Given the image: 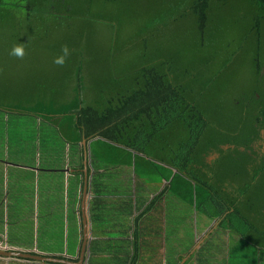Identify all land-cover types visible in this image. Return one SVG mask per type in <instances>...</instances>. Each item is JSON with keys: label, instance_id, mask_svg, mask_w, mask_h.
I'll list each match as a JSON object with an SVG mask.
<instances>
[{"label": "trees", "instance_id": "1", "mask_svg": "<svg viewBox=\"0 0 264 264\" xmlns=\"http://www.w3.org/2000/svg\"><path fill=\"white\" fill-rule=\"evenodd\" d=\"M25 8L29 21L64 31L54 41L70 56L52 70L62 102L52 86L36 97L30 84L22 94L33 100L14 110L55 125L46 135L35 128L31 143L54 142L62 152L70 145L80 172L89 148L90 214L112 193L104 177L135 173L162 190L159 199L169 192L218 229L264 245V152L256 149L264 135V0H0V26ZM105 24L103 53L87 32ZM246 65L251 86L216 100Z\"/></svg>", "mask_w": 264, "mask_h": 264}, {"label": "rangeland", "instance_id": "2", "mask_svg": "<svg viewBox=\"0 0 264 264\" xmlns=\"http://www.w3.org/2000/svg\"><path fill=\"white\" fill-rule=\"evenodd\" d=\"M27 11L26 8L18 11L21 14H19L14 21H5L4 24L0 26V105L4 106V108L0 107V127L3 125L6 129V118L8 113L6 111L13 112L14 108L21 104L20 100L25 102L26 100H33L25 98L26 96L23 97L22 92L25 90V94L27 93L26 90L28 89V85L37 86L32 89L36 97L42 93L43 89L41 86L43 84L44 88H46L45 90L52 86L54 90L58 91L55 97H57L60 102L63 101L62 98L65 92L64 89H62V81L59 78L53 80L54 72H52L53 68L58 71L61 69L58 65L53 63L54 58L61 54L59 48L63 49L61 46L62 44H60L61 39L57 41H54V39L55 37L61 36L64 31L57 28L54 24L48 25L47 20L29 21L26 14ZM29 23L32 25H29ZM44 28L47 31L48 37L46 36L45 30H43L42 33L40 32ZM39 29L41 30L39 31ZM88 33H90V35L96 33L95 36L99 41L101 51L104 53V49L110 41V25H98L96 29L92 31L89 30L87 34ZM175 39L178 40L177 37H175ZM17 44H23L25 47V55L23 58H17L10 54L12 48ZM86 57L88 62L84 69H90L91 71L94 67L92 56L90 53H87ZM73 69L76 70V66H74ZM251 79L252 75L248 65L244 67L238 66L233 76H231L229 81L223 86L224 90L216 100L227 102L230 98H233L234 93L240 91L242 88L250 87ZM65 100L69 101V97L66 96ZM20 112L23 114L22 122H18L17 118L14 120L12 113L8 114L11 124L10 128H12V124L17 127H23L25 134L23 136V143L25 144V148L29 149L25 140L28 136H31L32 132L34 133V129L36 128L39 132L46 135L51 127L47 126L49 123L45 121L40 125L41 121L36 120L34 116L25 112V110H21ZM4 131L3 129V132ZM12 139H14L13 136ZM36 139L38 144L39 138ZM37 144L31 143L29 156L32 166L40 167L41 170H38L39 174L32 169L28 176L26 172L24 176H22L19 174L21 170L11 169L10 177H0V189L6 188L7 190L6 184L8 183V178L11 181L10 184H12V181L16 182L18 185L24 184L21 193L17 197L19 204L17 212L19 214L20 211V215H18L20 221L15 224L9 223L5 225V242L20 244L21 246L35 248L39 251L73 254L76 251V246L80 242V240L78 241L77 239L75 216L72 211L75 186L72 175L68 176V173L64 171V167L62 166L65 161L68 160L69 163L67 162L65 166L68 165L71 167L76 158L72 159V154L68 150V146L64 151V161H62L61 157L63 152L59 144H55L54 142H49L46 143L47 145L43 144L41 146ZM73 151L74 156L76 151L74 149ZM66 153H70V158L66 157ZM35 154L36 164L33 163ZM19 155L20 158H22V153H19ZM89 165H91V162H89ZM49 167L52 168L54 173L41 172L42 169ZM44 174H50L51 177L49 178V182L44 178ZM14 176L17 178L13 179ZM3 179H6L7 183ZM142 181L143 179H140V181L136 179L135 185L129 183L126 186L127 192L134 186H136L138 190L149 188V186L144 185L146 181L144 183H142ZM46 185L50 189L48 192H45ZM10 187H12V185H10ZM24 188L25 193L23 194ZM106 188V190H113L111 186ZM104 192L105 191H103V193ZM160 192L161 191L155 186H152L151 192L136 191V195L134 194L135 198L134 195L130 198H124L125 205H123L121 210L117 208L119 204L111 205L110 207L118 210L119 216L111 215L108 206L104 209L99 208L94 211H92L93 209L91 210V220L97 227L98 225L101 227L99 231L100 234L98 235L100 237L111 235L115 240L111 242L108 246L109 248L104 240L95 242V244L99 246L96 249L91 250L86 248L87 253L93 252L94 250L96 252V255H91L90 264H129L133 260L135 245L131 238L133 236L134 220L130 212H135L136 208L142 211L148 203H155L153 205L154 210L151 214L145 216L141 224L143 226H149L151 229L163 226V230L157 233L154 232L153 234L152 230L149 229L146 234L143 233L144 241L145 238L150 242H152L153 239L155 241L151 248H147L146 245L144 246L142 264H160L159 262L167 260L169 255L176 257L177 254L180 253L177 249L175 250L174 247L177 246V244L181 246L183 241L188 242L189 238L192 239L193 236L197 235L193 230L195 225H197V216L191 215V211L188 208L189 205L182 200L176 199L175 205L170 197L169 201H166L164 204H160L158 200L155 202L157 199H155V196H158ZM140 194L142 196L146 195L150 200L146 202L145 197L142 196L137 199L136 196ZM10 202L11 208L14 209L13 202L11 200ZM132 202L133 205H135L134 210H130ZM48 206L50 207L51 214L47 215L49 210L46 208ZM103 213H105V215ZM173 224H175V226L172 227ZM172 228L175 229L172 230ZM199 239L200 238L196 239L195 243H199ZM226 240V230L223 229H219L218 234L214 235L212 240H209V244L216 250L218 260L222 261L221 264H250L246 256L248 253L250 254L252 248L245 243V241H240L238 244L235 243L236 247L234 243L229 246ZM165 242L167 248L162 252L161 247L158 246L157 243L164 246ZM82 244L83 240L81 242V247ZM229 248L233 249L231 261L227 260L228 254L230 253ZM241 248H244V250H240ZM2 249L6 251V249ZM246 249L248 250L247 253L245 252ZM153 250L162 252L161 255L158 256L159 259L156 261H153ZM253 252L256 256L254 264H264V253L262 258L259 259L257 256L258 253L254 248ZM79 254L82 255V248H80ZM108 254L112 257L107 258V260L104 259ZM125 260H128L127 263H125ZM7 264H37V262L11 260Z\"/></svg>", "mask_w": 264, "mask_h": 264}, {"label": "crops", "instance_id": "3", "mask_svg": "<svg viewBox=\"0 0 264 264\" xmlns=\"http://www.w3.org/2000/svg\"><path fill=\"white\" fill-rule=\"evenodd\" d=\"M6 112H8L7 118H6L7 129L3 127V125L1 126L2 128L0 127V177L1 176L10 177L11 169L21 170L19 174H21L22 176H24L25 172L28 176L29 172H31L32 169H34L35 172L39 174L38 170H41L40 167L32 166V164L30 163V156H29V149H31L30 147L31 140L29 138L30 136H28V138L25 140V142L27 143L29 147L28 149V148H25V144L23 143L24 142L23 136L25 135L23 127L21 126L17 127L16 125L12 124V128H10L11 124H10V118L8 114L12 113L14 120L15 118H17L18 122H22V116H23L22 112H20L19 110H14L13 112H9V111H6ZM38 120L41 121V119H38ZM49 126L53 128H57L55 125L49 124ZM3 129L5 130L4 132H3ZM2 132L4 133V136ZM12 136L14 139H12ZM90 141L91 140L88 141L89 143L88 146L90 145ZM40 142L41 140L38 141V144L37 142L35 144H37L38 146H41L42 144H40ZM60 148L62 150L61 145H60ZM69 148H70V145H68V150ZM19 153H22V158H20ZM64 153L65 152H63L62 157H61L62 161H64L63 160ZM80 153L81 151L79 152L78 155H80ZM66 155H67L66 157H69L70 153H66ZM34 159L35 160L33 161V163L36 164L37 162L36 154H35ZM67 162L69 163V161L66 160L62 167H64V171L68 173V176L72 175L74 179L75 197H74V203L72 206V211L75 216L77 239L78 241L80 240L79 244L76 246L75 253L64 254L60 252L56 253V252L39 251L38 249L24 247V246H21L20 244H12V243H8L7 241L5 242V225L9 223L15 224L20 221V219H18V215H20V211H19V214L17 212L19 208L17 197L21 193V189L24 186V184L18 185L16 184V182H13V181H12V184H10L11 181L8 178L7 179L8 183L6 179H3L7 183L6 184L7 190L6 188L0 189V194H1L0 196V249L3 250L2 248H4L6 249V251L12 250V251H17V252L32 253L38 256L40 255L41 257L30 258V257L18 256V255L10 257V256L2 255L0 253V264H7L11 260L32 261V262H37V264H90L91 255L93 252H90V253L84 252L82 255L79 254L80 248H83L84 246V242H85V247L87 249H95V246H97L95 242H100L104 240V242L107 243V247H108L111 244V242L115 240V238L112 237L111 235L100 237L98 234H100L99 231L101 227L99 225L97 227L90 218V209L88 205H90L89 204L90 199L94 197V194L91 192L92 187L90 185L91 177L92 175H94V171L90 172L89 170L91 165H89L88 167L89 186H88V190L85 191V178H86L85 177L86 176L85 159L83 160L84 162L83 172L79 171L78 169L79 166H77V164H72L71 167L68 165L65 166ZM89 162H91V158L89 159ZM41 172H46V173L53 172L54 173L51 167L44 168L42 169ZM50 177H51L50 174H44V178L48 182H49ZM16 178H17L16 176L13 177V179H16ZM103 180H106L104 182L106 187L111 186V188H113V190H111L112 193L109 192V193L104 194V196L106 197L105 205L109 207L111 215L119 216V212L117 215L112 214V207H110L111 205L119 204L120 205L119 209L121 210L123 205H125L124 198L126 197L130 198L134 194L136 195L135 193L136 191H142V190H138V188L134 186L130 189L129 192H127L126 186L129 183L132 185H135L136 183L135 173L134 174L130 173V175L122 174L121 176L115 175L113 180L111 178L104 177ZM10 185H12V187H10ZM166 186L168 185L165 184L164 187L162 186V189H164ZM155 187L157 188V186ZM48 190L50 191V189L46 185L45 192H48ZM159 190L162 191L161 189ZM146 191L151 192V188H147ZM24 193H25V188L23 190V194ZM113 193H117V194H113ZM160 194L161 192L159 193L158 196H155V199L157 198L160 204H164L166 201H169V197H170L173 201V204L175 205L176 198L173 197L169 192L165 193L159 199ZM135 195H134V198H135ZM140 196L142 195L141 194L139 196L137 195L136 198L138 199ZM142 197H145L146 202L150 200V198L147 197L146 195H143ZM19 199H20V196H19ZM10 200L13 202L12 204H13L14 209L11 208ZM84 202L87 203V215H88L87 222L88 224L87 223L85 224V221H84V210H83ZM69 205H70V202H69ZM152 205L154 204L148 203L146 204V206L144 207L142 211L136 208L135 212L134 211L130 212V215L133 216V220H134V224H133L134 230H133V236L131 239L134 241V245H135L134 252L136 254L134 255L133 260L129 264H142L144 246L146 245L147 248H151V246H153V243L155 240L153 239V241L150 242L147 238H145V241H144L143 233L146 234L149 229L152 230L153 234L154 232L157 233L163 230V226L159 228L155 227L154 229L153 228L151 229L149 226H143L141 224V221L145 218V216L153 212L154 207ZM150 207H153V208H150ZM134 208H135V205L131 206L130 210H134ZM188 208L191 211L192 216H197V225H195L193 229L194 232L197 233V235L193 236L192 239L189 238L188 242L183 241V244L181 246L177 244V246L174 247L175 250L177 249L180 252L179 254H177V251H176V254H177L176 257L169 255L167 260H165L164 262H159V263L160 264H163V263L164 264H221L222 261L218 260V257H217L218 255L216 254L215 248H213L209 244V240H212L214 235H217L219 232V229L216 224L217 223L216 220H212L208 218L207 216H205L204 214L195 213L190 208V206H188ZM46 209L49 210L47 212V215L51 214L50 207L48 206ZM103 214L105 215V213ZM173 226H175V224H173L172 227ZM173 229L175 228H172V230ZM198 238H200L199 243H195V240ZM226 239H227L226 242L229 244V246H231V244L233 243L238 244L240 241L241 242L245 241V243H247L252 248V251H250V254L248 253L246 256L249 259L250 264L255 263L256 256H255V253L253 252V248L258 253L257 255L258 258L259 259L262 258V255L264 253V245L262 244L256 245V243L252 239L246 238L244 237L243 234H239L232 230H226ZM82 240H83V244L81 247ZM157 244L158 246L161 247L162 252L165 248H167L166 242L164 243V246L163 245L161 246V244L159 243ZM236 244H235V247H236ZM229 250H230V253L228 254L227 260L231 261L233 249L229 248ZM240 250H244V248H241ZM162 252L160 251L156 252L155 250H153L152 251V255L154 257L153 261H156L157 259H159L158 256L161 255ZM245 252L247 253L248 250L246 249ZM109 257H112V256H110L109 254L104 259L107 260V258ZM54 259H59V260H54ZM125 261H126L125 263H127L128 260H125Z\"/></svg>", "mask_w": 264, "mask_h": 264}, {"label": "water", "instance_id": "4", "mask_svg": "<svg viewBox=\"0 0 264 264\" xmlns=\"http://www.w3.org/2000/svg\"><path fill=\"white\" fill-rule=\"evenodd\" d=\"M84 144L86 145V147H88V140H84L83 141ZM226 148H229V146H226ZM86 159H85V174H86V178H85V191L88 190V186H89V172H88V167H89V148L86 150ZM87 199V198H86ZM83 210H84V221H85V224L87 223L88 224V215H87V203L84 202L83 204ZM86 252V247H85V242H84V246L82 248V254ZM0 253L2 255H5V256H10V257H13L15 255H18V256H26V257H30V258H37V257H41L40 255H35V254H32V253H25V252H17V251H4V250H1L0 249ZM54 260H59V259H54Z\"/></svg>", "mask_w": 264, "mask_h": 264}, {"label": "clouds", "instance_id": "5", "mask_svg": "<svg viewBox=\"0 0 264 264\" xmlns=\"http://www.w3.org/2000/svg\"><path fill=\"white\" fill-rule=\"evenodd\" d=\"M10 54L17 58H23L25 55V47L23 46V44H17L12 48ZM69 56H70V49L67 46H65L62 49V54L56 56L53 60V63L58 66H63L66 63V60Z\"/></svg>", "mask_w": 264, "mask_h": 264}, {"label": "flooded vegetation", "instance_id": "6", "mask_svg": "<svg viewBox=\"0 0 264 264\" xmlns=\"http://www.w3.org/2000/svg\"><path fill=\"white\" fill-rule=\"evenodd\" d=\"M257 147H256V149L258 150V151H263L264 152V135H263V140L261 141V142H258V144L256 145ZM227 149H229V148H227ZM219 157H221L218 153L217 154H213L212 156H209L208 157V161H210V162H214V161H216Z\"/></svg>", "mask_w": 264, "mask_h": 264}]
</instances>
